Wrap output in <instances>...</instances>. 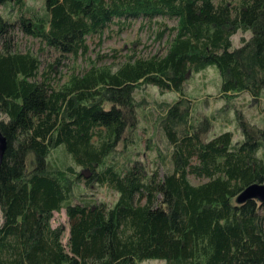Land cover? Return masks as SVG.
<instances>
[{
  "label": "trees",
  "instance_id": "1",
  "mask_svg": "<svg viewBox=\"0 0 264 264\" xmlns=\"http://www.w3.org/2000/svg\"><path fill=\"white\" fill-rule=\"evenodd\" d=\"M0 130L7 148L0 163V264H264V201L237 196L264 184V130L238 115L242 140L224 130L208 138L212 119L192 117L186 99L169 104L157 126L171 150L172 167L159 178L139 160L121 164L139 121L135 90L152 84L184 94L190 74L215 65L222 96L264 92V0H0ZM17 11L15 15L13 12ZM161 24L156 38L171 34L166 51L135 50L89 67L56 86L49 69L30 50L15 47L14 32L39 38L40 50L84 56L87 36L112 23L123 29L142 18ZM242 30L239 46L233 35ZM101 58L102 63L99 64ZM41 76V77H40ZM188 101V100H186ZM60 149L71 161L58 162ZM165 156L162 155V159ZM79 166L80 169H77ZM192 174L207 180L195 184ZM107 184L113 204L79 198L75 188ZM80 197V195H79ZM64 209L69 235L52 226Z\"/></svg>",
  "mask_w": 264,
  "mask_h": 264
},
{
  "label": "rangeland",
  "instance_id": "2",
  "mask_svg": "<svg viewBox=\"0 0 264 264\" xmlns=\"http://www.w3.org/2000/svg\"><path fill=\"white\" fill-rule=\"evenodd\" d=\"M232 4L239 3L240 0H227ZM27 5L33 6L36 10H41L44 0H26ZM10 8L0 6V13L9 15ZM15 15L17 11L13 12ZM158 21L148 24L145 19L139 18L130 26L119 29L115 23L109 25L102 35L92 34L87 36L89 50L86 55L74 58L69 55L59 64L57 61L58 53L51 48L40 50L41 42L39 38L24 34L21 30L14 32L15 47L20 51L30 50L37 54L41 61L40 73L49 69V63H54L55 69L51 72L52 82L59 86L67 80L68 76L74 71L79 72L87 69L93 60L97 59L98 54H108L104 59L106 62H116L123 60L125 55L135 52L141 56H150L155 53L162 54L166 51L167 42L172 37L165 34L161 40L156 38L161 24L168 26L176 24L173 19L158 17ZM249 38L251 32L237 31L232 39L233 45L239 46L241 38ZM101 58L99 64L102 63ZM41 77V76H40ZM135 98L139 103V121L134 130L133 142L129 146L120 144L116 151V157L121 164H127L129 160L141 161L150 172L157 169L159 178L164 177L166 170L172 167L170 161V146L168 145L163 133L157 126L158 116L164 114L167 106L178 99H186L182 105L188 106L192 117L206 116L212 119L209 131L206 133L208 138L222 132L230 130L233 132V141L242 140L243 136L238 127V115L240 112L244 118L256 125L260 130H264V92L255 98L249 92H241L235 96H222L220 92V74L215 65L208 66L206 69L192 73L187 78L184 87V94L173 90H160L152 84H141L135 90ZM6 119L5 114L0 113V120ZM162 155L165 156L162 159ZM52 158L58 162L71 161L70 156H66L60 149L53 150ZM80 169L79 166H76ZM191 182L198 184L207 178H199L192 174L189 175ZM80 188H75L74 202H79V198L90 201H105L113 204L118 198V193L107 184L92 185L86 187L83 183ZM80 195V197H79ZM0 221L2 216L0 212ZM52 226L63 227V242L66 243L69 235V220L64 209L55 211L51 219ZM139 264H165L163 259H144Z\"/></svg>",
  "mask_w": 264,
  "mask_h": 264
},
{
  "label": "water",
  "instance_id": "3",
  "mask_svg": "<svg viewBox=\"0 0 264 264\" xmlns=\"http://www.w3.org/2000/svg\"><path fill=\"white\" fill-rule=\"evenodd\" d=\"M7 148V139L0 130V163L3 160V155ZM254 198L259 201H264V184L252 183L248 185L241 193L237 196V202L241 203L247 199Z\"/></svg>",
  "mask_w": 264,
  "mask_h": 264
}]
</instances>
